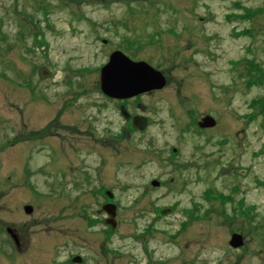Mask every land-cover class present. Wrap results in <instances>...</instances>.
Instances as JSON below:
<instances>
[{"label":"rangeland","instance_id":"obj_1","mask_svg":"<svg viewBox=\"0 0 264 264\" xmlns=\"http://www.w3.org/2000/svg\"><path fill=\"white\" fill-rule=\"evenodd\" d=\"M260 7L0 0V264H264V12H244ZM114 50L169 80L126 104L144 131L98 89ZM9 227L27 235L20 249Z\"/></svg>","mask_w":264,"mask_h":264},{"label":"water","instance_id":"obj_2","mask_svg":"<svg viewBox=\"0 0 264 264\" xmlns=\"http://www.w3.org/2000/svg\"><path fill=\"white\" fill-rule=\"evenodd\" d=\"M42 76L49 74L48 70L41 71ZM101 89L103 92L113 98L127 99L138 96L142 93L162 89L167 85L165 74L154 68L146 61H133L121 51H115L110 57V61L101 70ZM121 112L127 120L132 119V125L135 129L144 130L148 125V119L145 116L136 115L134 117L127 111L125 106H121ZM199 125L203 128L214 127L216 120L210 115L205 116ZM154 186H159L160 182L154 180ZM103 209L111 215L107 223L116 226V205L106 204ZM27 213L33 212L32 206H26ZM230 244L237 248L244 244L243 236L233 234Z\"/></svg>","mask_w":264,"mask_h":264},{"label":"flooded vegetation","instance_id":"obj_3","mask_svg":"<svg viewBox=\"0 0 264 264\" xmlns=\"http://www.w3.org/2000/svg\"><path fill=\"white\" fill-rule=\"evenodd\" d=\"M26 124V123H25ZM19 142L18 141H16L15 142V144H18ZM20 143H21V141H20ZM14 144V143H13ZM12 144V145H13ZM14 144V145H15ZM68 144H69V146L70 147H74V143H72V142H68ZM15 231V233H16V235H17V237L19 238V244H18V246H19V249L21 248V247H23L24 245H25V242L24 241H27V235H25V236H23L20 232H18V231H16V230H14ZM26 239V240H25ZM76 257H79L80 258V260L78 261L79 263H81V262H83V260H84V258H83V256L82 255H79V256H76ZM75 257V258H76Z\"/></svg>","mask_w":264,"mask_h":264},{"label":"trees","instance_id":"obj_4","mask_svg":"<svg viewBox=\"0 0 264 264\" xmlns=\"http://www.w3.org/2000/svg\"><path fill=\"white\" fill-rule=\"evenodd\" d=\"M237 6L241 7V9L244 8V6L240 2L237 3ZM40 8L43 9L46 13H48V8L45 5L42 4V6H40ZM263 11H264V7H263V9L258 8L256 10H253V9L246 10V13H248L250 17H251V15H253V17H255V16H258L259 13H261ZM192 217H194V214H192Z\"/></svg>","mask_w":264,"mask_h":264}]
</instances>
